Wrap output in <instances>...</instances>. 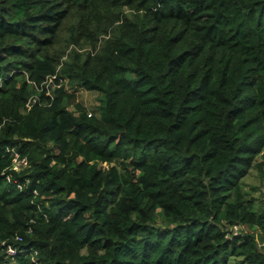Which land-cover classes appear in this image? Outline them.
Instances as JSON below:
<instances>
[{
    "label": "trees",
    "instance_id": "1",
    "mask_svg": "<svg viewBox=\"0 0 264 264\" xmlns=\"http://www.w3.org/2000/svg\"><path fill=\"white\" fill-rule=\"evenodd\" d=\"M263 150L264 0H0V264H264Z\"/></svg>",
    "mask_w": 264,
    "mask_h": 264
},
{
    "label": "rangeland",
    "instance_id": "2",
    "mask_svg": "<svg viewBox=\"0 0 264 264\" xmlns=\"http://www.w3.org/2000/svg\"><path fill=\"white\" fill-rule=\"evenodd\" d=\"M71 91H74L78 94V100L83 102L84 105L88 108L90 113H93L95 115L100 114V101H99V94L98 92L91 91L85 88L81 87H70ZM51 92V91H50ZM36 94L33 95V99L36 98ZM73 108V107H70ZM257 163H263L264 164V150L263 152L258 156L256 160V166L250 171V173L242 180L241 187H242V193L245 198V200L252 201L255 206L256 211L264 210V165L262 167V170L260 171L259 168H257ZM104 167H108L109 165L107 163L101 164ZM156 222L158 225L165 226L166 221L165 218L162 216L160 209H157L156 213ZM235 225V224H234ZM234 225H231L228 228V231H232V227ZM238 227L239 232H246L249 231V228L244 225H235ZM230 234V233H229ZM259 244L261 247H264V240L262 237H258Z\"/></svg>",
    "mask_w": 264,
    "mask_h": 264
},
{
    "label": "built area",
    "instance_id": "3",
    "mask_svg": "<svg viewBox=\"0 0 264 264\" xmlns=\"http://www.w3.org/2000/svg\"><path fill=\"white\" fill-rule=\"evenodd\" d=\"M56 78L55 76L54 77H51L49 80H48V84L47 86L49 87V85L53 82V79ZM35 99V98H34ZM33 97H32V100L34 101ZM28 106H30V104H28ZM8 151L10 152V154L12 155V159H13V162H12V169L14 171H21V170H25L26 168H28L30 166V161H29V158L26 156V155H22L21 152L19 150H17L16 147L12 146V147H8ZM27 182L29 181L28 179L26 180ZM238 225V224H236ZM230 233V236L233 235V234H239L240 232L238 231V227L237 226H233L232 227V231L229 232ZM229 236V235H228ZM7 252L9 254H12L14 255L16 253V248H14L13 246L11 245H8V248H7Z\"/></svg>",
    "mask_w": 264,
    "mask_h": 264
}]
</instances>
